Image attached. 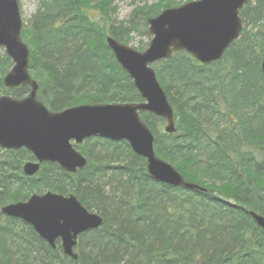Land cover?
Returning <instances> with one entry per match:
<instances>
[{"label":"trees","instance_id":"16d2710c","mask_svg":"<svg viewBox=\"0 0 264 264\" xmlns=\"http://www.w3.org/2000/svg\"><path fill=\"white\" fill-rule=\"evenodd\" d=\"M115 1L40 0L24 26L29 73L50 111L141 101L105 39L128 45L140 27L149 37L147 19L180 5L136 0L143 5L116 24ZM240 17V38L221 61L201 65L177 52L153 66L173 109L175 134L164 133L160 118L141 114L156 156L208 192L149 178L145 160L124 141L95 137L76 146L88 163L75 175L45 163L29 178L22 166L33 161L30 153L0 150V210L49 191L74 196L103 221L80 236L71 261L59 242L51 249L30 226L0 214V264H264V232L249 215L264 216V4L249 1ZM11 66L0 52V96L21 99L28 87L10 91L2 84Z\"/></svg>","mask_w":264,"mask_h":264},{"label":"water","instance_id":"95a60500","mask_svg":"<svg viewBox=\"0 0 264 264\" xmlns=\"http://www.w3.org/2000/svg\"><path fill=\"white\" fill-rule=\"evenodd\" d=\"M249 0H194L162 10L147 19L151 36L139 52L111 37L105 42L116 63L129 77L141 102L129 104H83L60 112L50 111L38 99L39 85L29 73L30 50L22 39L23 22L17 0H0V49L12 67L2 78L8 90L29 87L22 99L0 96V150H26L35 162L22 167L26 177L36 175L42 164H57L75 175L87 166V159L75 148L87 139L99 137L126 142L134 155L142 157L149 178L164 185L207 193V188L186 181L170 164L156 156L154 136L141 120L142 113L162 119L164 133L177 132L173 109L159 84L153 65L185 52L201 65L219 62L242 32L240 11ZM264 4V0H258ZM264 79V62L261 66ZM2 216L30 226L50 248L59 241L72 261L78 255V238L102 226V218L89 212L72 195L51 192L32 195L24 202L0 210ZM264 232V216L249 212Z\"/></svg>","mask_w":264,"mask_h":264},{"label":"rangeland","instance_id":"374dc122","mask_svg":"<svg viewBox=\"0 0 264 264\" xmlns=\"http://www.w3.org/2000/svg\"><path fill=\"white\" fill-rule=\"evenodd\" d=\"M97 1L99 0H93V2H97ZM174 1L179 5L184 3V0H174ZM255 1L256 0H251L250 3L253 4ZM17 2L19 4L23 25L25 27H28L32 17L35 15L36 11L39 8L40 0H17ZM147 3L148 5H151V4L156 3V0H147ZM142 5H143L142 3H138V1L136 0H120V1L117 0L115 1V3H113V6L116 8V15L113 16V18H115L114 22L116 24L125 23L127 20H129L132 17L133 10L136 7L142 6ZM89 12L91 13L92 17L95 16L94 11L92 9H90ZM133 21L137 23L138 25L140 24V21L137 18H134ZM138 31L132 34L128 45L134 49H138L140 47L146 48L149 41L151 40V36L149 35L148 37V36L141 34L140 31H142V27H140ZM2 51L3 50L0 49V52ZM2 220L3 218L0 219V224Z\"/></svg>","mask_w":264,"mask_h":264}]
</instances>
